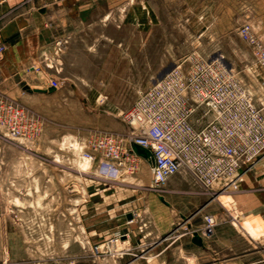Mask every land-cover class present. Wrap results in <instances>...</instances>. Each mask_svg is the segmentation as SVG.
<instances>
[{"label": "rangeland", "instance_id": "rangeland-1", "mask_svg": "<svg viewBox=\"0 0 264 264\" xmlns=\"http://www.w3.org/2000/svg\"><path fill=\"white\" fill-rule=\"evenodd\" d=\"M98 12L99 19H69L68 31L57 25L35 66L15 78L14 91L0 86V95L28 109L41 128L35 137L13 138L0 127V264H126L131 260L95 254L94 241L121 233L116 227L135 212L156 227L155 236L203 234L210 202L229 210L212 214L243 239L254 263L264 254V230L251 241L242 223L252 213L264 218V154L218 200L182 173L158 195L146 159L138 158L132 174L102 178L100 157L85 152L100 132L129 133L123 116L139 90L187 58L221 59L264 109V69L241 34L249 26L264 44V0H115ZM53 81V93L27 89ZM30 124L22 123L27 130Z\"/></svg>", "mask_w": 264, "mask_h": 264}, {"label": "built area", "instance_id": "built-area-1", "mask_svg": "<svg viewBox=\"0 0 264 264\" xmlns=\"http://www.w3.org/2000/svg\"><path fill=\"white\" fill-rule=\"evenodd\" d=\"M241 34L253 45L264 69V44L249 26ZM3 50L1 45L0 53ZM51 86L58 88V83L53 81ZM26 110L0 95V127L13 138L37 136L41 128ZM123 120L129 133L122 137L100 132L85 155L100 157L97 170L102 178L117 179L124 169L134 173L138 158L143 159L131 144L148 148L153 159L150 189L158 195L182 173L219 200L217 193L237 188L242 173L264 154V109L221 59L197 56L179 61L139 90ZM27 121L32 122L29 130L22 125ZM216 223L215 215L206 214L205 227ZM94 252L101 254V246L95 245Z\"/></svg>", "mask_w": 264, "mask_h": 264}, {"label": "crops", "instance_id": "crops-1", "mask_svg": "<svg viewBox=\"0 0 264 264\" xmlns=\"http://www.w3.org/2000/svg\"><path fill=\"white\" fill-rule=\"evenodd\" d=\"M113 2L115 0H4L0 3V46H4L0 53V86L6 83L14 91L15 78L35 66L40 47L53 39L57 25L68 31L66 25L73 17L83 20L90 15L99 19L100 4L109 8ZM48 87H52L51 84ZM209 207L208 212L219 217L225 210L212 202ZM248 216L264 221L260 213ZM141 218L139 212H135L132 220L116 227L121 233L94 241L96 245L111 246L98 255L112 254L117 259L131 260L126 264L141 263L144 259L162 260V264H168L166 260H184L183 264H192L196 258H202L203 264H250L249 260L253 259L243 252V239L230 235L227 222L217 221L205 227L203 234L198 231L203 241V245H198L193 242L192 234L155 236L156 227L142 222ZM249 240L253 238L249 236ZM258 258L252 264L264 263V254Z\"/></svg>", "mask_w": 264, "mask_h": 264}, {"label": "water", "instance_id": "water-1", "mask_svg": "<svg viewBox=\"0 0 264 264\" xmlns=\"http://www.w3.org/2000/svg\"><path fill=\"white\" fill-rule=\"evenodd\" d=\"M27 89H28V91L41 92V93H44V92L53 93V92L56 91V88L55 87H48L47 89H43V88H33V89H31L30 87H27ZM104 113H107V111H104ZM131 147H132L133 151L137 155H139L143 159L148 160L149 164H152V162H153L152 153H151V151L148 148L143 147V146H141V145H139L137 143H132L131 144ZM160 199L163 202L169 204L167 202V200H165V198L163 196H160ZM128 218L131 220L132 219V215L129 214L128 215ZM192 235H193V242L194 243H196L198 245H203L202 237H201V235L199 234L198 231H193Z\"/></svg>", "mask_w": 264, "mask_h": 264}, {"label": "bare ground", "instance_id": "bare-ground-1", "mask_svg": "<svg viewBox=\"0 0 264 264\" xmlns=\"http://www.w3.org/2000/svg\"><path fill=\"white\" fill-rule=\"evenodd\" d=\"M87 162L89 163L88 160L85 162V164L83 163L84 166H86V164H88ZM247 171H249V170L244 171L241 176H244ZM222 196L223 195H220L218 197L221 198ZM242 227L249 234H251L252 236H255L258 231L262 232L261 230H264V221L260 218L250 217L249 219H246V221L244 223H242Z\"/></svg>", "mask_w": 264, "mask_h": 264}]
</instances>
